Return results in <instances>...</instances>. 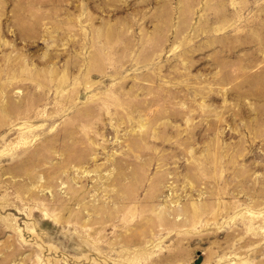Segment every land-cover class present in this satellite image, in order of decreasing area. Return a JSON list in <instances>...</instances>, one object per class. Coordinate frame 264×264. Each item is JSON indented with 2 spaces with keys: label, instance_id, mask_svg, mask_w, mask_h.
<instances>
[{
  "label": "rangeland",
  "instance_id": "rangeland-1",
  "mask_svg": "<svg viewBox=\"0 0 264 264\" xmlns=\"http://www.w3.org/2000/svg\"><path fill=\"white\" fill-rule=\"evenodd\" d=\"M0 264H264V0H0Z\"/></svg>",
  "mask_w": 264,
  "mask_h": 264
}]
</instances>
